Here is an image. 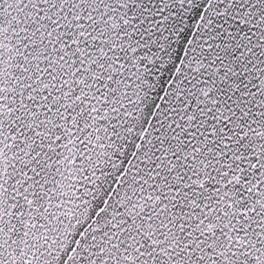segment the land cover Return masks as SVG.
I'll return each mask as SVG.
<instances>
[{"label":"snow or ice","instance_id":"obj_1","mask_svg":"<svg viewBox=\"0 0 264 264\" xmlns=\"http://www.w3.org/2000/svg\"><path fill=\"white\" fill-rule=\"evenodd\" d=\"M0 264H264V0H0Z\"/></svg>","mask_w":264,"mask_h":264}]
</instances>
